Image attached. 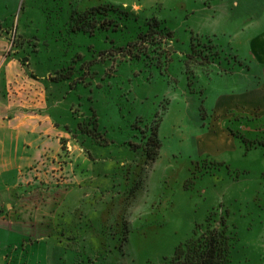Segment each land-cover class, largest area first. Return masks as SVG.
I'll list each match as a JSON object with an SVG mask.
<instances>
[{
	"label": "rangeland",
	"instance_id": "obj_1",
	"mask_svg": "<svg viewBox=\"0 0 264 264\" xmlns=\"http://www.w3.org/2000/svg\"><path fill=\"white\" fill-rule=\"evenodd\" d=\"M109 5L115 11L102 29L70 32L77 14ZM221 13L204 9L200 0H6L1 24L8 36L17 34L8 51L19 63L10 98L16 96L29 112L46 99L47 114L58 120L57 104L63 102L69 113L66 122L54 121L64 137L52 145V155L37 159L22 173L23 181L42 183L43 195L56 183L72 184L74 153L86 154L85 166L97 162L103 171L86 184L85 203L64 235L65 245L81 247L80 253L70 249L75 264H161L208 217L231 241L230 264H264V130L255 139L239 126L229 130L242 154H201L187 136L192 107L177 103L167 90L170 78L158 69L174 47L188 55L192 45L212 60L185 65L188 84L197 69L205 72L225 60L224 51L234 62L228 48L215 46L222 38L213 32L224 29ZM152 19L172 37L146 45L144 54H130L128 46ZM178 63L171 62L173 71ZM204 112L201 103L196 114L203 128ZM153 132L159 146L149 160L145 150ZM58 149L63 156L55 154Z\"/></svg>",
	"mask_w": 264,
	"mask_h": 264
},
{
	"label": "crops",
	"instance_id": "obj_2",
	"mask_svg": "<svg viewBox=\"0 0 264 264\" xmlns=\"http://www.w3.org/2000/svg\"><path fill=\"white\" fill-rule=\"evenodd\" d=\"M200 1L204 9L215 13L222 10L224 29L213 32L215 37L222 38L215 46L228 48L234 62L226 59L224 51L225 60L215 61L205 72L197 69L196 78L189 86L184 64L187 53H180L174 47L167 53L169 57L160 59L158 69L161 76L170 78L167 90L176 94L177 103L193 109L194 123L187 124V136L196 140L198 152L242 154V145L229 130L239 126L253 139L259 138L264 130V0H216L217 5ZM5 9L6 0H0V264H75L76 255L71 257L70 249L75 253L81 247L65 245L64 235L85 203L86 184L91 177L95 181L97 173L103 171L99 172L101 167L98 168L97 162L91 169L90 165L85 166L86 154L74 153L72 184L56 183L60 186L43 195V189L38 186L42 183L23 181L22 173L37 159L52 155L49 153L53 151L52 145L64 137L54 127V121L66 122L69 113L63 102L57 104L62 111L58 120L53 113L47 114L46 99L31 105L34 109L29 112L22 109L16 96L10 98L9 84L16 80L19 63L8 51L17 34L8 36L3 31L6 23L1 24L6 22L5 15L1 14ZM175 59L179 63L173 71L171 62ZM201 103L206 130L200 126L196 114ZM54 151L63 156L62 150ZM56 188L62 192L59 194Z\"/></svg>",
	"mask_w": 264,
	"mask_h": 264
},
{
	"label": "trees",
	"instance_id": "obj_3",
	"mask_svg": "<svg viewBox=\"0 0 264 264\" xmlns=\"http://www.w3.org/2000/svg\"><path fill=\"white\" fill-rule=\"evenodd\" d=\"M109 11L113 12L115 9L109 5L108 9L94 7L87 9L83 13H75L78 15V18H76L78 24L75 27H71L70 32L72 31L76 34L92 33L95 29H102L104 27V19L110 16L108 13ZM124 13L127 14L126 12ZM152 22L153 24H148L146 30L138 32L136 39L138 42L132 43L128 46V48H130V54L131 52L133 53V51L139 54V52L141 53V49L144 50L142 53L144 54L147 48L146 45L157 46L161 44V40L166 38L170 39L172 37V34L166 29L158 27L157 21L153 20ZM193 47L194 46L192 45L190 54L186 56L185 65H188L189 62H196L198 64H203L204 61L208 62V60L211 62L212 58L204 56L202 51L197 52V50H193ZM143 56L147 57V55ZM61 79H64V77ZM189 85H191V82H189ZM81 132L85 133L84 130ZM85 134L88 136L87 133ZM154 137L155 133L153 132L146 145L145 154L149 160H152L153 157L157 155L156 150L159 146V142ZM242 140L249 144V141L246 138H242ZM253 145L255 144L253 143ZM250 147L251 146L249 145L248 147L245 146L246 149H249ZM211 223H213V220L211 217H208L205 224L197 226L193 231L192 237L180 244V246L174 251L173 256L166 259L161 264H230L231 241L225 235V231L213 227ZM221 226L224 227V221L221 222Z\"/></svg>",
	"mask_w": 264,
	"mask_h": 264
}]
</instances>
